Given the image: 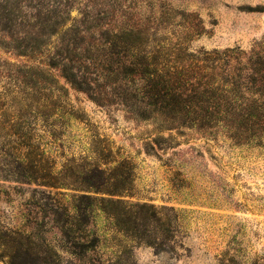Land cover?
<instances>
[{
  "label": "rangeland",
  "instance_id": "rangeland-1",
  "mask_svg": "<svg viewBox=\"0 0 264 264\" xmlns=\"http://www.w3.org/2000/svg\"><path fill=\"white\" fill-rule=\"evenodd\" d=\"M1 1L10 21L0 16V264H264V135L237 145L222 129L168 130L160 118L96 105L47 66H80L97 94L115 95L118 79L100 62L110 35L132 32V44L169 63L200 49L248 51L264 44V0ZM20 132L38 174L48 164L67 187L15 179ZM121 161L122 199L156 219L147 211L124 232L96 208L72 218V196L89 194L76 187L78 170Z\"/></svg>",
  "mask_w": 264,
  "mask_h": 264
},
{
  "label": "trees",
  "instance_id": "trees-1",
  "mask_svg": "<svg viewBox=\"0 0 264 264\" xmlns=\"http://www.w3.org/2000/svg\"><path fill=\"white\" fill-rule=\"evenodd\" d=\"M0 3L3 2L0 0ZM0 16L10 21L8 13H0ZM110 36L109 57L105 55L100 62L106 65L105 77L112 85L118 79L115 95L97 94L90 86L89 73L80 70V66L66 67L54 60L47 66L58 67L61 78L96 105L123 106L130 115L142 120L160 118L169 124L168 130L185 128L209 132L222 129L229 132L227 138L237 145L257 144L264 135L263 43L254 44L248 51L200 49L169 63L162 60L165 55L132 44L129 40L132 32L122 31ZM20 47L15 46L20 55L29 57L32 54H27V48L19 50ZM119 49L124 51L123 57ZM61 61L74 63L67 57ZM80 61H88L87 56ZM13 136L11 142L18 148H15L17 152L10 172L16 180L40 182L51 190L67 187V178L62 177L61 172H53L47 164L44 174H38L41 161L30 154H22L19 146L30 147L31 143H23L31 141V136L24 132ZM103 165L105 168L92 164L78 170L76 187L89 194L72 196L71 205L76 214L71 217L84 219V210L96 208L124 232L136 231L137 220L147 211H151L149 217L156 219L154 212L148 210L150 207L129 204L122 199L130 195L126 161L104 162Z\"/></svg>",
  "mask_w": 264,
  "mask_h": 264
}]
</instances>
